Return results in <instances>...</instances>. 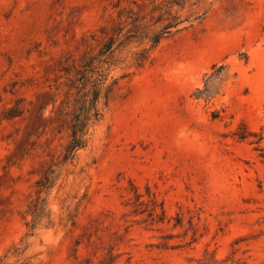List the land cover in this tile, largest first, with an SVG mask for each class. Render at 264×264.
Segmentation results:
<instances>
[{
    "label": "rangeland",
    "instance_id": "obj_1",
    "mask_svg": "<svg viewBox=\"0 0 264 264\" xmlns=\"http://www.w3.org/2000/svg\"><path fill=\"white\" fill-rule=\"evenodd\" d=\"M178 22L143 68H113L32 233L69 140L66 69ZM220 64L231 80L195 98ZM233 263L264 264V0H0V264Z\"/></svg>",
    "mask_w": 264,
    "mask_h": 264
},
{
    "label": "trees",
    "instance_id": "obj_2",
    "mask_svg": "<svg viewBox=\"0 0 264 264\" xmlns=\"http://www.w3.org/2000/svg\"><path fill=\"white\" fill-rule=\"evenodd\" d=\"M181 22L173 23L166 26L161 34L149 38V44L144 45L143 41H138L136 50L121 49L118 47V36L120 32L115 31L109 35L100 45L98 52L94 55H89L83 60L74 70H67L68 75L73 76L71 91L76 90V104H74L73 115L68 126V143L62 153L59 171L52 169L44 173L42 178L37 182L35 191L36 197L32 200L28 210L23 213V219L32 233L41 223L42 215L48 207V198L42 197L44 190L51 189L55 186L57 180L62 173V170L68 164H73L77 153L89 146L91 141V131L102 120L103 112L100 109V103L103 99L104 90L110 91L116 85V80L109 84L110 74L113 68L122 64L127 71L121 78L130 76L133 72L128 70L131 68L141 69L150 59L151 52L154 51L162 42L163 39L171 34L173 28H177ZM131 41L137 38L136 35H131ZM126 52V53H125ZM232 74L228 66L225 64L214 65L210 73L205 75V83L202 89H198L195 93V98L213 99L221 91L220 86L231 80ZM73 94V93H71ZM136 198H141L142 195L135 193ZM164 213V211H163ZM32 219L28 221V217ZM50 218V216H49ZM53 223L50 220L48 226ZM239 264V263H233Z\"/></svg>",
    "mask_w": 264,
    "mask_h": 264
}]
</instances>
